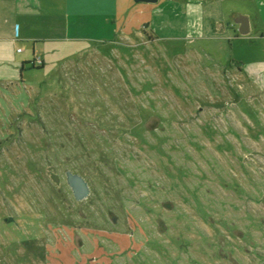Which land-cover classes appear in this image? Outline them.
Instances as JSON below:
<instances>
[{
  "label": "rangeland",
  "instance_id": "obj_1",
  "mask_svg": "<svg viewBox=\"0 0 264 264\" xmlns=\"http://www.w3.org/2000/svg\"><path fill=\"white\" fill-rule=\"evenodd\" d=\"M253 30L139 33L27 75L26 107L0 128V264H264ZM22 96L1 91L0 105ZM68 170L89 182L86 198Z\"/></svg>",
  "mask_w": 264,
  "mask_h": 264
},
{
  "label": "crops",
  "instance_id": "obj_2",
  "mask_svg": "<svg viewBox=\"0 0 264 264\" xmlns=\"http://www.w3.org/2000/svg\"><path fill=\"white\" fill-rule=\"evenodd\" d=\"M239 12L264 39V0H0V92L23 91L18 106L0 105V128L26 107L24 91L35 80L24 78L39 66L48 72L77 50L139 33L224 39L231 28L239 31Z\"/></svg>",
  "mask_w": 264,
  "mask_h": 264
},
{
  "label": "water",
  "instance_id": "obj_3",
  "mask_svg": "<svg viewBox=\"0 0 264 264\" xmlns=\"http://www.w3.org/2000/svg\"><path fill=\"white\" fill-rule=\"evenodd\" d=\"M136 1H141V0H136ZM143 1H156V0H143ZM234 21L239 24L240 34L246 35L251 32V20L249 15L239 12L234 16ZM67 177H68V182L71 185L77 200H82L89 195L91 188L89 182L83 175L68 170Z\"/></svg>",
  "mask_w": 264,
  "mask_h": 264
},
{
  "label": "built area",
  "instance_id": "obj_4",
  "mask_svg": "<svg viewBox=\"0 0 264 264\" xmlns=\"http://www.w3.org/2000/svg\"><path fill=\"white\" fill-rule=\"evenodd\" d=\"M18 50L21 51L22 50V47H19Z\"/></svg>",
  "mask_w": 264,
  "mask_h": 264
},
{
  "label": "trees",
  "instance_id": "obj_5",
  "mask_svg": "<svg viewBox=\"0 0 264 264\" xmlns=\"http://www.w3.org/2000/svg\"><path fill=\"white\" fill-rule=\"evenodd\" d=\"M33 66L36 67L35 64ZM38 68H42V66H39Z\"/></svg>",
  "mask_w": 264,
  "mask_h": 264
}]
</instances>
